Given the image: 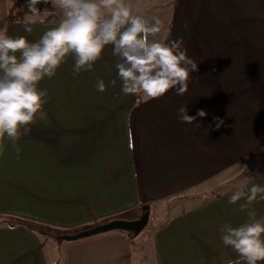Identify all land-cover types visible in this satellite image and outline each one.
<instances>
[{"label":"crops","instance_id":"crops-1","mask_svg":"<svg viewBox=\"0 0 264 264\" xmlns=\"http://www.w3.org/2000/svg\"><path fill=\"white\" fill-rule=\"evenodd\" d=\"M17 2L0 0V27L13 37L35 42L62 18L52 0L42 15ZM145 3L152 14L155 4L161 5L155 15L165 12L163 38H198L183 39L197 64L187 93L123 94L111 46L92 72L73 78L70 55L54 77L40 81L48 92L47 120L29 125L30 134L16 142L19 158L11 141L0 155V264H228L237 258L220 228L246 221L239 210L244 201L228 203L246 177L259 172L254 182L264 186V62L263 76H254V54H264V0ZM98 78L104 92L96 89ZM182 105L190 116L206 112L194 121L198 129L179 121ZM214 118L223 121L219 128ZM144 206L156 222L142 246L126 231L56 240L110 216L139 219ZM251 207L264 217V200Z\"/></svg>","mask_w":264,"mask_h":264},{"label":"clouds","instance_id":"clouds-1","mask_svg":"<svg viewBox=\"0 0 264 264\" xmlns=\"http://www.w3.org/2000/svg\"><path fill=\"white\" fill-rule=\"evenodd\" d=\"M38 2H28L34 15ZM52 4L62 18L35 42L26 36L13 37L7 26L0 27V155L7 151L6 141H11L19 158L16 142L30 134L29 125L47 120L48 92L38 85L45 77H54L70 55L75 78L82 71L92 72L105 48L111 46L123 94L157 99L169 90L178 96L187 93L197 64L188 57L182 38H159L161 19L151 13L145 0H52ZM183 27L187 30L188 25ZM115 84L116 80L110 82V86ZM96 89L106 90L104 80L97 79ZM206 115L204 110L188 115L187 105L177 109L179 121L197 129L200 125L194 121ZM214 120L219 121L217 128L223 124L219 118ZM258 177L259 172L251 173L229 197V204L244 201L239 210L247 213V219L238 226L225 223L220 228L222 243L237 256L228 264L264 261V217L258 219L251 207L258 198L264 200V186L254 182Z\"/></svg>","mask_w":264,"mask_h":264},{"label":"water","instance_id":"water-1","mask_svg":"<svg viewBox=\"0 0 264 264\" xmlns=\"http://www.w3.org/2000/svg\"><path fill=\"white\" fill-rule=\"evenodd\" d=\"M19 2H26L28 4L29 0H18ZM45 0H39V2L34 6L40 13L46 6ZM144 212L139 219L135 220H124V219H113L104 224L97 225L95 227L79 231L74 234H65L60 238L64 242H74L82 239H87L93 236L106 234L112 231H126L133 233L134 235H139L147 226L149 220L148 207H142Z\"/></svg>","mask_w":264,"mask_h":264},{"label":"rangeland","instance_id":"rangeland-1","mask_svg":"<svg viewBox=\"0 0 264 264\" xmlns=\"http://www.w3.org/2000/svg\"><path fill=\"white\" fill-rule=\"evenodd\" d=\"M158 1L159 0H156V3ZM49 4H50V2H48L47 6L44 8V11L39 13L40 15H42L44 12H46L48 10ZM17 5L19 7L25 8L26 12H30L29 11V5L26 2H21V3L17 2ZM151 6H153V8H155V10L153 11L154 15L160 10V7H161V5H158V4L151 5ZM149 10H150V5H149ZM35 15H38V14L36 13ZM156 16L159 17L161 19V21H163L164 24L166 23V14H165V12H163L162 14L159 13ZM179 35L178 34L174 35L172 38H174V39H177V38L185 39V38H187V39L190 40L189 43H197L198 42V38L196 36L180 37ZM159 38H163L162 33L159 34ZM263 62H264V54H263V52L262 51L255 52V54H254V76L255 77L256 76H263V68L261 67V65H263L262 64ZM153 222H156V220H155L153 214L150 213L147 226L145 227V229L139 235H137L138 236L137 237L138 240H136L137 241L136 243L138 245H141V243L147 241L146 239L149 238L150 228H151V225L153 224Z\"/></svg>","mask_w":264,"mask_h":264},{"label":"trees","instance_id":"trees-1","mask_svg":"<svg viewBox=\"0 0 264 264\" xmlns=\"http://www.w3.org/2000/svg\"><path fill=\"white\" fill-rule=\"evenodd\" d=\"M114 218H115V216H110V217H108V218H106V219L111 220V219H114ZM129 234L132 235V236H135L133 233H130V232H129ZM56 240H57L58 242H61V238H60V237H56Z\"/></svg>","mask_w":264,"mask_h":264}]
</instances>
